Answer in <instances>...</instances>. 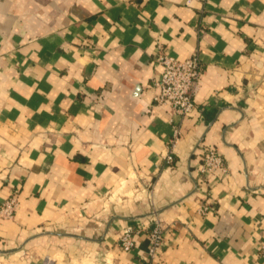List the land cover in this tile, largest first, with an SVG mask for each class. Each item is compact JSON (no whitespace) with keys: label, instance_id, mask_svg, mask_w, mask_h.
<instances>
[{"label":"crops","instance_id":"obj_1","mask_svg":"<svg viewBox=\"0 0 264 264\" xmlns=\"http://www.w3.org/2000/svg\"><path fill=\"white\" fill-rule=\"evenodd\" d=\"M158 44L200 58L190 115L153 99ZM11 195L0 264H264V0H0Z\"/></svg>","mask_w":264,"mask_h":264},{"label":"built area","instance_id":"obj_2","mask_svg":"<svg viewBox=\"0 0 264 264\" xmlns=\"http://www.w3.org/2000/svg\"><path fill=\"white\" fill-rule=\"evenodd\" d=\"M156 62L161 65L159 77L153 79L152 86L156 89L153 99L157 102L170 103L172 110L182 115H190L196 108L195 95L200 87L202 63L198 54L193 53L186 58L166 52L158 44ZM168 160L173 157L168 155ZM228 166L224 163L219 150L213 145L203 147V155L199 165L202 178L208 177L216 170L226 172ZM15 195L0 201V214L4 218L12 217L17 208ZM208 206L203 207V211ZM131 227L123 230L120 245L124 250H130L134 245V233ZM163 229L157 224L150 232L151 245L149 253L154 256L163 243ZM264 249V247H263ZM42 264H53L46 260Z\"/></svg>","mask_w":264,"mask_h":264}]
</instances>
